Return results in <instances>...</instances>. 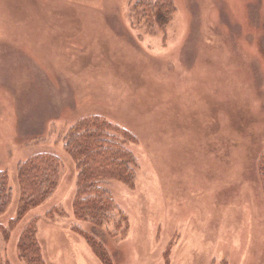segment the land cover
<instances>
[{"label": "rangeland", "instance_id": "rangeland-1", "mask_svg": "<svg viewBox=\"0 0 264 264\" xmlns=\"http://www.w3.org/2000/svg\"><path fill=\"white\" fill-rule=\"evenodd\" d=\"M132 0H0V264H25L18 163L60 157L37 218L45 264H264V0H174L152 29ZM99 115L128 132L133 185L106 180L103 227L77 218L76 171L61 141ZM37 138V139H35Z\"/></svg>", "mask_w": 264, "mask_h": 264}, {"label": "trees", "instance_id": "trees-1", "mask_svg": "<svg viewBox=\"0 0 264 264\" xmlns=\"http://www.w3.org/2000/svg\"><path fill=\"white\" fill-rule=\"evenodd\" d=\"M174 12V0H132L130 7L131 19H143L149 29L155 24L164 27ZM130 139L128 132L96 114L77 119L63 135L64 152L76 171L72 206L77 218H88L96 227H103L109 221L114 201L103 184L106 180H117L133 185L135 157L126 147ZM60 160L57 154L43 151L18 163L15 215L3 227V235L8 239L16 229V245L25 264H45L36 236L37 218L25 220L24 217L31 207L43 203L55 191L60 178ZM259 178L264 191V159ZM10 200L8 172L1 170L0 214Z\"/></svg>", "mask_w": 264, "mask_h": 264}]
</instances>
